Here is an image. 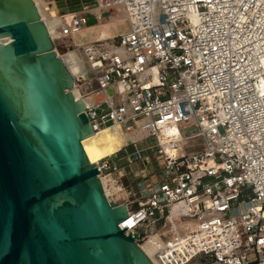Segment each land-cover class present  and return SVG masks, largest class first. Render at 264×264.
I'll return each mask as SVG.
<instances>
[{
    "label": "built area",
    "instance_id": "2783aa9c",
    "mask_svg": "<svg viewBox=\"0 0 264 264\" xmlns=\"http://www.w3.org/2000/svg\"><path fill=\"white\" fill-rule=\"evenodd\" d=\"M91 2L100 13L120 9L127 22L118 36L90 43L88 71L71 74V93L83 100L93 131L132 130L141 120L154 138L167 125L180 134L196 128L181 134L179 158L155 141L161 177L150 186H124L120 171L153 146L95 163L99 179L115 174L125 193L112 202L140 205L127 208L124 234L140 245L165 229L157 234L161 264H264V0ZM68 13L56 38L72 37L91 14L84 5ZM95 91L104 96L85 103ZM179 236L181 250L171 249Z\"/></svg>",
    "mask_w": 264,
    "mask_h": 264
},
{
    "label": "water",
    "instance_id": "95a60500",
    "mask_svg": "<svg viewBox=\"0 0 264 264\" xmlns=\"http://www.w3.org/2000/svg\"><path fill=\"white\" fill-rule=\"evenodd\" d=\"M72 86L34 1L0 0V264H160L118 227L140 205L106 198Z\"/></svg>",
    "mask_w": 264,
    "mask_h": 264
},
{
    "label": "bare ground",
    "instance_id": "6f19581e",
    "mask_svg": "<svg viewBox=\"0 0 264 264\" xmlns=\"http://www.w3.org/2000/svg\"><path fill=\"white\" fill-rule=\"evenodd\" d=\"M33 1L37 7L41 19L44 21L47 27L50 37L52 38L57 27H59V18L57 16L50 15V10L48 8L50 2L47 0ZM107 38L111 37L101 33L97 36L95 41H101ZM88 45L89 44H86L81 49L78 47L71 49L62 57H59L68 66L70 73L74 76H77L81 72L85 73V71H88V59L84 53V49ZM103 96L104 93L102 91H95L85 99V103L92 104L94 99L101 98ZM149 134L150 129L144 124L143 120H141L139 123L138 128L132 130H124L117 124H111L93 131L90 135L82 139L81 145L89 162L95 164L99 160L117 153L121 150V148L126 147L129 143L140 141L144 137L149 136ZM155 141L162 147L164 153L168 156L179 158L184 155L183 144L185 143V139L179 133V128L175 124L167 125L160 131H157L155 133ZM100 179L106 196H108V193L110 192V190L107 188V182H109L110 188L112 189L111 192L117 195L118 198L123 197L124 192L121 186L115 183L111 175L101 176ZM177 210V206H174L171 210V214H176ZM123 225L124 227L130 225V220H127V217L123 219ZM151 236L158 240L161 243L160 247H162L163 243L158 238V236L156 234H151L148 238ZM183 244L184 236H179L177 239L171 240L169 242L171 249L181 250ZM159 248L147 254V256L149 258L155 256V259H157L156 253Z\"/></svg>",
    "mask_w": 264,
    "mask_h": 264
},
{
    "label": "rangeland",
    "instance_id": "374dc122",
    "mask_svg": "<svg viewBox=\"0 0 264 264\" xmlns=\"http://www.w3.org/2000/svg\"><path fill=\"white\" fill-rule=\"evenodd\" d=\"M47 1L48 2L50 1L49 5H48V8L50 10V15L59 17L61 13L65 12L67 10H73V11L77 10L79 8L80 4L85 3V2H90L91 0H54L55 3L52 2L53 0H47ZM65 6H67L68 9H66ZM62 17H63V20L65 21V24H67L69 22L71 15L69 13H63ZM107 17H108V19H106ZM124 19H125L124 13L120 9L116 10V11H111V12L106 11L102 14L100 24H97L96 26L90 28V30L91 31L96 30V37L101 33L107 34V35H109V34H120L127 29V22ZM59 29L60 28L56 29V33L52 37V38H54L53 39L54 50H56L58 57H62L69 50L73 49L75 47V43L86 44L84 41H87L90 38V34L88 32H83L81 30L74 32L72 37L67 38V39L56 38V36L58 35V32H59ZM83 46H85V45H83ZM83 46H81L79 49H81ZM195 130H196V128H194V127L189 128V129H183V130H181V134L182 135H188V134L193 133ZM154 139L155 138L153 136H149V137L146 136L140 141L129 143L126 147L121 148L120 151L115 153L116 156H121L122 154H124L125 151L130 152L134 146H136V147H138V146L139 147L153 146L150 149H148L142 153V160H139L135 164H133V165H139V166H141V168L145 169L144 173L147 175V178H145V179L149 182V185H146V186H150L152 183L156 182L159 179V177H161V175L159 174V171H160V165H161L160 160H162V158L160 156H157V154H156V147L154 146L155 145ZM194 144H195V141L188 142V145L186 146V148H187L186 151L191 150V147L194 146ZM121 164H122V169L124 168V170H128V172L131 173L132 178H130V179H132L131 180L132 184H134L135 182L138 183L141 178L140 177L136 178L135 174H133V172L134 173L137 172L135 169V166L132 165L131 167H127L126 164H124V163H121ZM237 172L238 171H234V173H237ZM111 177L113 178V180L115 181L116 184H119L116 180L115 174L111 175ZM125 179L126 178L124 176L121 177V183L124 186H126V184H128L127 180H125ZM130 179L128 181H130ZM107 188L110 190V192L108 193L107 199L119 200L122 198V197L118 198L117 195H115L111 192L112 189L110 188L109 182H107ZM123 196H125V193ZM164 230L165 229H158L156 227L153 229L151 234L157 235V234L163 233ZM144 240H146V239H144ZM144 240H143V242H144ZM180 244H181V242H180ZM156 260H157V262L160 263L158 258ZM197 263H198V261H193L191 264H197Z\"/></svg>",
    "mask_w": 264,
    "mask_h": 264
},
{
    "label": "crops",
    "instance_id": "0c3cea01",
    "mask_svg": "<svg viewBox=\"0 0 264 264\" xmlns=\"http://www.w3.org/2000/svg\"><path fill=\"white\" fill-rule=\"evenodd\" d=\"M52 2L55 3L54 0ZM85 3L80 4L79 8L82 7V5H84V7L90 8L91 14L88 16L87 24L84 27H82L80 30L83 31V32H88L90 34V38L87 41H84L86 44H90V43L94 42L96 40V38H97L96 37V30L95 31L94 30L91 31L90 28L96 26L97 24H100V20H101L102 14L104 12L100 13L98 9L93 8L92 7L93 3L91 1L90 2H85ZM65 8L68 9L67 6H65ZM70 11H73V10H67V11H65L63 13H68ZM63 13H61V14H63ZM94 15L99 17L98 21L96 20ZM58 18H59V27H57V28H61L65 24V21L63 20L62 16L61 17L59 16ZM106 19H108V17ZM55 33H56V31H55ZM105 35H107V34H105ZM118 35L119 34H109L108 36L109 37H115V36H118ZM86 44H77V43H75V47L74 48H76V47L80 48L81 46L86 45ZM133 166H135V169H136L137 172L134 173L132 170L131 171L133 172V174H135L136 178L140 177L141 179H140V181L138 183L135 182L134 184H132V181H131L132 179H130V178H132L131 173H129L128 170H124V168H123L120 172H121V174L124 175V177L126 178L125 180H127V182H128V184H126V185L129 188L133 189V190H137V186L140 183H143L144 185H149V182L145 179V178H147V175L144 173L145 169L141 168V166H139V165H133ZM129 179H130V181H128Z\"/></svg>",
    "mask_w": 264,
    "mask_h": 264
}]
</instances>
